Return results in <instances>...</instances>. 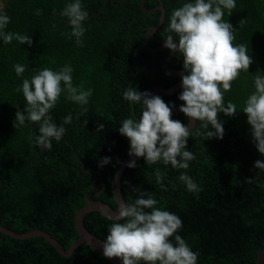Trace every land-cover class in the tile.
Segmentation results:
<instances>
[{"label":"trees","instance_id":"16d2710c","mask_svg":"<svg viewBox=\"0 0 264 264\" xmlns=\"http://www.w3.org/2000/svg\"><path fill=\"white\" fill-rule=\"evenodd\" d=\"M0 0V227L42 230L67 249L78 238L93 168L116 208L120 162L154 135L184 127L147 92L195 113L188 132L157 141L120 178L126 212L83 217L130 264H256L264 247V0ZM131 141L132 144L131 145ZM84 165V166H83ZM0 264H110L85 244L69 257L41 237L0 232Z\"/></svg>","mask_w":264,"mask_h":264},{"label":"water","instance_id":"95a60500","mask_svg":"<svg viewBox=\"0 0 264 264\" xmlns=\"http://www.w3.org/2000/svg\"><path fill=\"white\" fill-rule=\"evenodd\" d=\"M143 4H144V0H142L141 2L142 7H144ZM156 10H159L161 12L159 20L155 26L149 29L148 33L143 38V47L148 53H152V54L158 53L163 49L170 47L169 53L161 63V71L165 76L176 77L179 79V81L167 89L159 85H155L151 87L147 92L148 100L152 108L161 115L168 116L177 113H185L189 118L188 123L180 129L167 130L154 135L148 142H146L142 147L138 149H135L134 146H132V151L120 162L113 175L111 188H112V196L116 208H112L101 201H97L93 199V197H96L106 188V184L103 182L96 183L95 170L93 168L84 167V170L86 172H92L93 174V179L91 181V188L93 190H97L98 188L101 187V189L96 193L86 195L85 205H83L81 208H79L76 211L74 215V227L78 234V238L75 239L67 249L63 248L54 238H52L49 234H47L42 230H34L28 233L19 234L8 228L0 227L1 233L17 240H25L31 237H41L45 241H47L51 246H53L57 250V252L63 257L71 256L75 251L76 247H78L80 244H85L90 248H92L93 250H95L97 253H99L110 264H130L127 260L119 256L117 253H115L103 240L97 238L96 236L88 232L83 225V217L90 212H99L112 221H120L126 212V205L121 196V191H120V178L126 167L129 165V163L134 159L141 157L143 153L147 149L152 147L153 144H155L157 141L168 137L182 135L194 127L195 113L190 108L186 106H179L172 109H165L158 102V98L168 97L172 95L174 92L178 91L180 87L185 85L188 81V75L185 72L175 69L174 67L169 65L171 58L178 50L179 45L177 41L173 39H169L161 43L159 46L153 48L150 47L149 45L150 36L156 31H158L164 18V10L162 6L152 8L149 11H156ZM131 145H133L132 141H131ZM256 264H264V247L257 253Z\"/></svg>","mask_w":264,"mask_h":264},{"label":"clouds","instance_id":"9594fccd","mask_svg":"<svg viewBox=\"0 0 264 264\" xmlns=\"http://www.w3.org/2000/svg\"><path fill=\"white\" fill-rule=\"evenodd\" d=\"M169 40V39H168ZM174 40V39H173ZM179 45V44H178ZM115 222H117V221H115Z\"/></svg>","mask_w":264,"mask_h":264}]
</instances>
